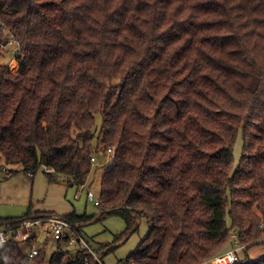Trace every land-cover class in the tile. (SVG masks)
<instances>
[{
    "label": "trees",
    "instance_id": "1",
    "mask_svg": "<svg viewBox=\"0 0 264 264\" xmlns=\"http://www.w3.org/2000/svg\"><path fill=\"white\" fill-rule=\"evenodd\" d=\"M101 154L100 214L63 216L78 234L118 214L125 233L149 225L125 264H208L235 244L234 264H264L247 252L264 243V0H0V169L78 189ZM67 241L48 264H98ZM46 243L29 257L11 238L0 264H44Z\"/></svg>",
    "mask_w": 264,
    "mask_h": 264
},
{
    "label": "rangeland",
    "instance_id": "2",
    "mask_svg": "<svg viewBox=\"0 0 264 264\" xmlns=\"http://www.w3.org/2000/svg\"><path fill=\"white\" fill-rule=\"evenodd\" d=\"M6 39L9 40L8 44L4 45L5 48L2 51L4 58L1 60L7 62L11 71H15L19 67V61L15 55L17 53H13L17 43L9 35H6ZM241 147L242 141L239 134L233 146L234 166L240 158ZM112 152L114 153V151ZM98 158L97 163L99 162V164L93 166L89 180L85 183L87 189L81 190L82 195H78L76 198H74V194L77 195L78 191L75 186L68 184L65 180L49 181L42 170H38L33 176H30L28 173L12 174L8 172L7 174L0 169V216H22L29 206L34 211H52L61 216H66L72 211L77 214L86 213L96 216L99 210L94 203L95 200H89L86 193L87 190H90L95 199H99L102 175L110 166L109 162H105L104 155L101 154ZM148 226V223L141 219L136 231L125 233V222L118 214H103L100 218L84 224L81 227V236L91 248L99 252H104L106 246L116 245L104 257L102 255L101 260L104 264H125L127 255L145 236ZM116 237L122 238L115 240ZM61 246L69 249L72 255L74 254L75 244L63 245L61 243ZM57 247L58 241L47 240L44 264H48L50 254ZM247 252L254 260L264 256V243L251 247ZM25 264H32V262L29 261Z\"/></svg>",
    "mask_w": 264,
    "mask_h": 264
},
{
    "label": "built area",
    "instance_id": "3",
    "mask_svg": "<svg viewBox=\"0 0 264 264\" xmlns=\"http://www.w3.org/2000/svg\"><path fill=\"white\" fill-rule=\"evenodd\" d=\"M16 50L17 48H15V51L13 52L15 53ZM107 153L108 156L106 160H109L114 156V153L110 149ZM92 161H94V165L97 164L94 158H92ZM1 170L6 172L5 168H1ZM84 189H87V186L85 184H81L77 189V195L74 194V198L78 197V195H82L81 193ZM86 194L89 200H95V204L100 203V198L98 197L99 199H95V196L90 190H87ZM99 214L100 211L96 216ZM66 235L68 236V244H75L79 248H87L88 253L93 257V262L104 264L101 260L103 252H99L91 248V246H89L82 238V236L75 231L74 225L69 223L63 216L56 213L39 216L35 219L29 218L22 220L15 227L0 225V250L1 246L8 242L11 238L21 243H27L29 241L30 246L27 254L29 257H33L35 254H37L38 249L43 246L45 240L54 239L58 242H62ZM243 248L244 246L235 244L228 250L214 255L209 260L208 264H234L236 261L243 262L245 259L240 255V250ZM85 260L88 262L89 258L85 256Z\"/></svg>",
    "mask_w": 264,
    "mask_h": 264
},
{
    "label": "crops",
    "instance_id": "4",
    "mask_svg": "<svg viewBox=\"0 0 264 264\" xmlns=\"http://www.w3.org/2000/svg\"><path fill=\"white\" fill-rule=\"evenodd\" d=\"M28 174H30V173H28ZM30 176H32V175L30 174Z\"/></svg>",
    "mask_w": 264,
    "mask_h": 264
},
{
    "label": "bare ground",
    "instance_id": "5",
    "mask_svg": "<svg viewBox=\"0 0 264 264\" xmlns=\"http://www.w3.org/2000/svg\"><path fill=\"white\" fill-rule=\"evenodd\" d=\"M86 195V194H85Z\"/></svg>",
    "mask_w": 264,
    "mask_h": 264
}]
</instances>
